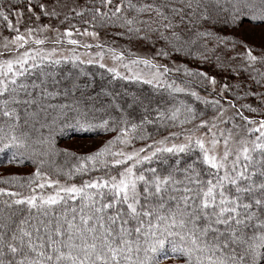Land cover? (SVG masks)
<instances>
[{"label":"snow or ice","instance_id":"obj_1","mask_svg":"<svg viewBox=\"0 0 264 264\" xmlns=\"http://www.w3.org/2000/svg\"><path fill=\"white\" fill-rule=\"evenodd\" d=\"M0 26V153L31 165L0 171V264H264V0H0ZM109 28L147 51L43 47ZM65 62L153 94H90ZM73 123L114 135L70 152Z\"/></svg>","mask_w":264,"mask_h":264},{"label":"rangeland","instance_id":"obj_2","mask_svg":"<svg viewBox=\"0 0 264 264\" xmlns=\"http://www.w3.org/2000/svg\"><path fill=\"white\" fill-rule=\"evenodd\" d=\"M69 3H72V0H68ZM62 19V17H61ZM48 18H42V23H48ZM53 24H59V22L55 19H53L51 21ZM72 24H74L77 28H80L81 31L83 30L84 27H88L87 25H82L79 23L78 19H73L71 21ZM255 23V22H254ZM61 31H63V29L65 27H67V23H65L64 25H59ZM249 24L247 19H245V23H244V28H248ZM92 29L89 27V31H91ZM21 31H23V26H21ZM100 31V35L98 37V39H92L91 37H87V36H76L74 34V36L72 38L78 39L81 41V45L83 43H89L92 44L93 47L90 49H85L82 46L76 47V46H72V45H68L67 42L65 41L62 45H54L51 41L54 38V35L51 33H45L44 35H48L49 36V40L48 42H46V44L43 46L47 49H50L52 47H57L59 49L58 51V55H71V52L68 51V49H71L73 47L76 48V54L79 55L81 57V59H88V58H96V53L100 51V49L96 48L95 45L97 43H103L105 45L104 51H105V57H104V63L108 66L111 67L113 66L114 62L111 59V55L107 52V48L108 47H114L117 49V51H121L123 49H130L132 52L134 53H138L140 55H144L145 52L147 51L146 48H142L139 45H137L136 41H128L127 38L125 36H118L116 35L117 31H123L122 29H116L115 31H112L111 29H101ZM258 29H257V33H258ZM11 35H14V33H10L8 30L6 29H2V27L0 26V44H2L3 41V37L8 36L11 37ZM249 43H254V44H258L259 43V37L257 35V37L252 38L249 40ZM0 51H3L2 47H0ZM185 63H188L189 66H193V63L188 60L185 59L184 60ZM197 67H203V69L205 71H212V69L209 66L206 65H200L199 62L197 61ZM66 68H70L72 70H74V75L76 76L78 74H80L81 69L84 70V72L89 73L90 75H80V79L81 78H85L86 80L84 81V83H80L81 86H84L85 84L91 83L92 81V76L96 79H101V78H108L110 76H112L111 73H108L106 68L105 69H101L99 67L98 64H80L78 66H74L72 63L70 62H65L63 64H61L59 66V70H65ZM196 68V67H195ZM119 70L123 73L125 70L120 67ZM78 72V73H75ZM113 78V77H111ZM117 81V83H121L125 80L116 78L115 79ZM129 83H135L133 81H126ZM113 82L112 81H108L104 87L107 88H111V84ZM138 83H142V82H138ZM92 84V83H91ZM143 84V83H142ZM93 87V84H92ZM91 87V88H92ZM151 87V86H150ZM93 89V88H92ZM121 92H123V89H121ZM150 130H152L155 134V128L152 129L150 127ZM172 131H176L178 129H170ZM160 132H162L163 134H167L166 131H164V129H160ZM64 133V132H63ZM114 134L111 132H105L104 130L101 132L100 135H98V137H92V138H87V139H73V140H68V141H64V142H60L57 143L58 147L60 148H66L68 149L70 152L75 151L77 152V154H85L91 150H94L101 142L102 139H110ZM156 138H159L158 136ZM142 142H137V146H140ZM61 158V157H60ZM58 158V159H60ZM30 168L29 167H20V168H16V167H6L3 169H0V171H4V170H8V171H28Z\"/></svg>","mask_w":264,"mask_h":264},{"label":"trees","instance_id":"obj_3","mask_svg":"<svg viewBox=\"0 0 264 264\" xmlns=\"http://www.w3.org/2000/svg\"><path fill=\"white\" fill-rule=\"evenodd\" d=\"M79 2L84 3V0H79ZM2 29L4 28L2 27ZM109 29H111L112 31L116 30V28H109ZM190 61L193 63V66L191 67L193 68L197 67L198 65L197 61H192V60ZM58 71L61 72V75L68 74V73H71L72 75H74V70L70 68H66L65 70H59L58 68ZM75 73H78V72H75ZM111 77L112 76L108 78H101V79L96 78V82H97L96 90L92 89L88 93L94 95L95 93L100 92L101 87L102 86L104 87L108 81H112L113 83L111 84L110 89L118 91V92H121V89H123V91L127 89L129 92H137V93L143 92L145 94H150V95L153 94L151 93V87L149 85H145V84L138 83V82L129 83L126 81L117 83V81ZM150 127L152 128V126ZM102 131L103 129H100L97 127H90L87 125H77L73 123V124L65 125L62 129H59L56 133L55 139H56V143L73 140V139H87V138H92V137H98V135H100ZM10 156L11 154H9L8 156H5L3 153H0V169L6 168V167H16V168L25 167V166L29 168L31 167L29 161H24L23 163L14 162L12 164H9ZM64 159H65L64 157H61L60 159H58V163L62 164L64 162ZM75 181L78 182L79 177L75 178ZM163 264H171V261L168 259H164Z\"/></svg>","mask_w":264,"mask_h":264},{"label":"bare ground","instance_id":"obj_4","mask_svg":"<svg viewBox=\"0 0 264 264\" xmlns=\"http://www.w3.org/2000/svg\"><path fill=\"white\" fill-rule=\"evenodd\" d=\"M85 80H86L85 78H81L80 79V83H82V82L84 83ZM91 82L93 84V87L92 88L96 90V88H97V86H96L97 85V82H96V79L93 76H92V81ZM81 87L83 88V86H81ZM92 88H88V89H86V91L89 92V91L92 90Z\"/></svg>","mask_w":264,"mask_h":264}]
</instances>
